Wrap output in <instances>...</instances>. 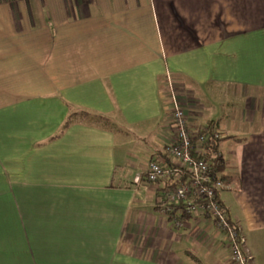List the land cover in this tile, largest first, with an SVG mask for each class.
Instances as JSON below:
<instances>
[{
	"label": "crops",
	"instance_id": "0c3cea01",
	"mask_svg": "<svg viewBox=\"0 0 264 264\" xmlns=\"http://www.w3.org/2000/svg\"><path fill=\"white\" fill-rule=\"evenodd\" d=\"M168 81L192 128L222 133L220 200L263 259L264 0H0V264H233L144 178L170 140ZM77 110L116 130L62 132Z\"/></svg>",
	"mask_w": 264,
	"mask_h": 264
},
{
	"label": "built area",
	"instance_id": "2783aa9c",
	"mask_svg": "<svg viewBox=\"0 0 264 264\" xmlns=\"http://www.w3.org/2000/svg\"><path fill=\"white\" fill-rule=\"evenodd\" d=\"M171 109L168 114L170 140L163 148V162L148 161L144 178L150 185L161 187L158 202L160 213L173 228L184 227L185 220H207L224 234L230 249L233 264H247L243 253L244 240L230 224L220 200L225 188L222 175L214 172L209 159L207 144L220 140V133L214 126L192 128L185 111L175 98L173 86L167 82ZM220 158V153L211 154ZM140 177H135L138 184Z\"/></svg>",
	"mask_w": 264,
	"mask_h": 264
},
{
	"label": "trees",
	"instance_id": "16d2710c",
	"mask_svg": "<svg viewBox=\"0 0 264 264\" xmlns=\"http://www.w3.org/2000/svg\"><path fill=\"white\" fill-rule=\"evenodd\" d=\"M80 124V125H88V126H94L100 129L104 130H116L115 126L113 125V122L108 118L100 114L92 113L90 111L86 110H77L72 111L67 116L66 120L64 121V124L62 126V132L67 129L69 126ZM219 140L216 141H210L207 144V149L210 151L209 159L212 164L214 172H219L222 177L221 180L223 181V184L227 185L233 179L230 177L224 176L221 171L225 167V163L222 160V158H213L211 157V154L219 153L217 146H218ZM184 219H187V217L184 216Z\"/></svg>",
	"mask_w": 264,
	"mask_h": 264
},
{
	"label": "rangeland",
	"instance_id": "374dc122",
	"mask_svg": "<svg viewBox=\"0 0 264 264\" xmlns=\"http://www.w3.org/2000/svg\"><path fill=\"white\" fill-rule=\"evenodd\" d=\"M171 82V84H172V86H174L175 85V83H173L172 81H170ZM167 89V88H166ZM173 89H174V87H173ZM145 150H147V152H149V150L148 149H145ZM262 252H263V254H264V250H261ZM258 264H264V257H263V259H258Z\"/></svg>",
	"mask_w": 264,
	"mask_h": 264
}]
</instances>
